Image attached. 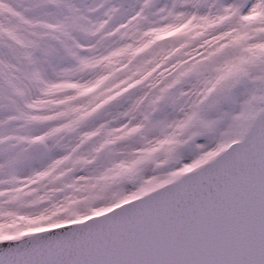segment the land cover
Masks as SVG:
<instances>
[{
    "label": "snow or ice",
    "instance_id": "snow-or-ice-1",
    "mask_svg": "<svg viewBox=\"0 0 264 264\" xmlns=\"http://www.w3.org/2000/svg\"><path fill=\"white\" fill-rule=\"evenodd\" d=\"M0 264H264V0H0Z\"/></svg>",
    "mask_w": 264,
    "mask_h": 264
}]
</instances>
